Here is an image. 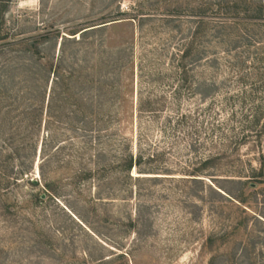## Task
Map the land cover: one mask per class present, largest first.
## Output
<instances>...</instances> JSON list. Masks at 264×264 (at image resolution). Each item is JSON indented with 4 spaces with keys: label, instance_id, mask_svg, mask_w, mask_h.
Here are the masks:
<instances>
[{
    "label": "rangeland",
    "instance_id": "374dc122",
    "mask_svg": "<svg viewBox=\"0 0 264 264\" xmlns=\"http://www.w3.org/2000/svg\"><path fill=\"white\" fill-rule=\"evenodd\" d=\"M195 12L206 25L184 83L175 65ZM3 20L0 151L30 144V173L0 196V264H264V0H8ZM19 40L38 52L5 46ZM59 63L76 74L72 97L54 86ZM147 102L165 107L139 138ZM61 104H107L110 123L98 133ZM99 139L105 162L127 139L157 161L131 180L116 169L82 180ZM209 156L220 157L197 171Z\"/></svg>",
    "mask_w": 264,
    "mask_h": 264
},
{
    "label": "trees",
    "instance_id": "16d2710c",
    "mask_svg": "<svg viewBox=\"0 0 264 264\" xmlns=\"http://www.w3.org/2000/svg\"><path fill=\"white\" fill-rule=\"evenodd\" d=\"M8 0H0V29L4 23L3 20V15L7 6ZM121 16H123L121 14ZM175 16H178L177 14H175ZM195 16L198 17V22L196 24V28H194V32L191 36V40L189 41V43H187L186 47L180 51V56H177L178 59L176 60V65L175 68L177 70V74L180 76V79L186 83L188 81V66L193 63L194 59H196V44L197 42H199L200 39V33L202 28L206 25V20H205V16H203L202 14H197L195 12ZM118 20H122V18L120 19H113L111 21L108 22H112V21H118ZM119 24V23H117ZM85 33V32H82ZM3 39V38H1ZM37 42H28L25 40H19L16 42H12L9 44H6L5 46H9V47H21V50H23L24 52H30V51H34L35 53L38 52L37 49ZM3 48V45H0V49ZM48 67L50 68V70H53V76L55 77V83L54 86L57 84V82L59 80H61V82H63L64 84V89L62 90V93L65 95H69V97H72L71 91H72V87H70V82L71 80L76 77L75 72L72 73H66V74H62L61 73V66L60 63L58 65H56L55 67L53 66V64H48ZM98 83H101L98 82ZM104 84V85H103ZM69 85V87H68ZM103 86H105V83H101L100 87L104 88ZM189 90H191V86L189 87ZM192 92V91H191ZM61 93V94H62ZM181 96V90L178 89V91L175 93V99L178 100L180 99ZM54 97V96H53ZM51 100V99H50ZM63 107L70 106L72 107L73 111H72V115L75 116L77 119H79V121H84L86 123L95 125L97 128L98 133H101L102 131H105L107 126L110 123V119H109V106L107 104H61ZM165 104H153L152 102H147L146 104H137V119L139 120V128H140V133H139V138H141V126L143 123V120L145 119H149L151 122H156V120L161 117L160 112L162 110L159 109V107L164 108ZM58 106L57 104H51V102H48V111L51 110L53 107ZM127 106L126 109L123 108L124 110V114L125 116L130 118L132 117V104H125V107ZM129 110V111H128ZM127 114V115H126ZM191 116H187L185 114H182L180 116H177L176 119V127L177 128H181L180 130L185 131V127L188 130V132H186V136L187 139H190V137L193 136V131L195 130V128H188L189 124H188V120L190 121ZM165 129H167L166 127H170L172 120L170 117L167 118V120L165 121ZM105 127V128H103ZM196 131V130H195ZM192 141V140H191ZM140 140L138 141V143H136V152H133V148H132V144L130 142V139L126 140V145L122 150V153L118 156H115L114 160L111 162H105V154L103 152V142L99 141L95 144V146L97 147L98 151L95 153L90 154L89 153V160L90 163L94 164L96 166V168H89V169H83L80 171V179L82 180H87L93 177H97L98 179H103L109 172H111L113 169L117 170V173H121L124 175V177L126 179H132V177L130 176L131 171L134 169L136 172H138L139 174H145L143 170V166L145 164L148 165H152L157 161V155L155 154H147L145 155L142 152L141 149V143H139ZM83 150L84 152L87 149H92V144L88 145L86 142L83 143ZM94 146V147H95ZM30 147V144H28V146L26 147H17L14 148L12 150V152L10 153H6L5 155L2 154V152L0 151V196H2V194H5L8 192V189L10 188V185L20 182V181H24L25 178H28V174L30 173L28 170V163H26L25 160L21 159L23 156H21V152H25L28 148ZM43 147L41 148V152H43ZM190 149L194 148L193 143L191 142V144H189ZM63 150L64 147L58 146L56 148L57 150ZM86 154V153H83ZM84 156V155H83ZM218 157L220 156H209L207 157L203 162H202V166L200 168V170L197 171H201L202 172L203 169H206L207 167H210L211 165L215 164L218 161ZM15 161H18V168L16 170H14L13 168H9L10 166L13 165V163ZM150 171H159V172H164L166 173L167 170H154V169H150L148 170ZM40 174L43 177V180H45V176L44 173L42 172V169L40 168ZM193 177H196L197 175H190ZM191 181H197L195 180V178L191 179ZM28 184L30 185H34L36 184V182L34 183V180H27ZM48 182V181H47ZM49 183V182H48ZM55 183V182H54ZM232 183L235 184H243V182H241L240 180H237V182L233 181ZM46 189H50L51 191V185L46 184ZM216 194L218 196H220L222 198V195L218 192H216ZM231 198L236 199V196H232L230 193H227ZM39 201H41V196H38ZM237 200V199H236ZM238 202L245 203V201H239ZM242 213H247L244 209L241 210ZM244 224V220L243 222H240L238 224L235 225V229H237L236 227H240Z\"/></svg>",
    "mask_w": 264,
    "mask_h": 264
}]
</instances>
